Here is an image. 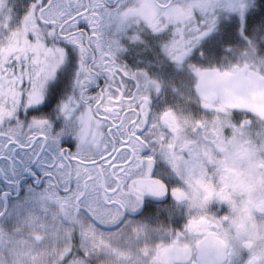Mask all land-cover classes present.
I'll use <instances>...</instances> for the list:
<instances>
[{
	"label": "snow or ice",
	"instance_id": "snow-or-ice-1",
	"mask_svg": "<svg viewBox=\"0 0 264 264\" xmlns=\"http://www.w3.org/2000/svg\"><path fill=\"white\" fill-rule=\"evenodd\" d=\"M126 6L0 0V264H264V0H204L165 97Z\"/></svg>",
	"mask_w": 264,
	"mask_h": 264
},
{
	"label": "flooded vegetation",
	"instance_id": "flooded-vegetation-1",
	"mask_svg": "<svg viewBox=\"0 0 264 264\" xmlns=\"http://www.w3.org/2000/svg\"><path fill=\"white\" fill-rule=\"evenodd\" d=\"M124 2L127 6L120 13V17L127 26L135 29L133 35H136L137 42L142 44V50L152 52L153 59L148 62L149 76L159 85L161 96H168L171 88L183 89L191 77L186 66H182L175 55L178 50L186 51L183 65L196 63L187 59L191 55V51H187V46L192 34L195 33L196 15L205 10L204 0H124ZM153 45L156 46L155 50ZM252 95L253 102L239 103L257 114L264 115V98H261L259 92ZM97 219L100 217L97 216ZM46 245V249H41L37 254L21 241L24 264H58L60 246L55 241H46ZM108 264H111V261Z\"/></svg>",
	"mask_w": 264,
	"mask_h": 264
}]
</instances>
